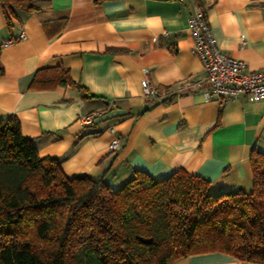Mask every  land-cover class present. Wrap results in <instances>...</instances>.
<instances>
[{
  "label": "crops",
  "instance_id": "1",
  "mask_svg": "<svg viewBox=\"0 0 264 264\" xmlns=\"http://www.w3.org/2000/svg\"><path fill=\"white\" fill-rule=\"evenodd\" d=\"M7 31L0 8V119L15 115L40 157L55 158L68 177L103 178L116 188L140 170L162 179L178 169L210 182L213 193L249 191L252 150L264 153V99L205 100L187 20L204 11L220 50L264 67V0H33ZM61 67L74 86L29 89L36 70ZM147 72L165 102L146 100ZM99 116L82 128L78 117ZM118 138V148L109 150ZM174 264H256L220 252Z\"/></svg>",
  "mask_w": 264,
  "mask_h": 264
},
{
  "label": "trees",
  "instance_id": "2",
  "mask_svg": "<svg viewBox=\"0 0 264 264\" xmlns=\"http://www.w3.org/2000/svg\"><path fill=\"white\" fill-rule=\"evenodd\" d=\"M0 8L10 33L19 12L40 7L0 0ZM67 85L85 90L51 67L36 70L28 88ZM249 161L247 192L213 193L183 169L162 179L133 170L113 188L103 178L66 176L9 115L0 119V264H174L208 252L264 264V153L252 150Z\"/></svg>",
  "mask_w": 264,
  "mask_h": 264
},
{
  "label": "built area",
  "instance_id": "3",
  "mask_svg": "<svg viewBox=\"0 0 264 264\" xmlns=\"http://www.w3.org/2000/svg\"><path fill=\"white\" fill-rule=\"evenodd\" d=\"M187 28L193 36V51L201 60L203 70V77L194 81L193 86L201 92L205 100L216 98L220 102H225L241 96H245L249 101L264 99V67L254 72H246L241 60L220 50L203 10L200 8L194 10L187 20ZM24 38L25 33L20 31L14 38L3 42L1 47ZM141 87L143 97L150 101H160L170 94L153 86L146 71L141 80ZM98 116L97 112L80 115L78 123L82 128H87ZM117 148L118 138L115 137L109 145V150Z\"/></svg>",
  "mask_w": 264,
  "mask_h": 264
}]
</instances>
